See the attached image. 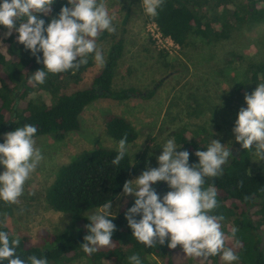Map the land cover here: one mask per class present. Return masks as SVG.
Wrapping results in <instances>:
<instances>
[{
  "label": "trees",
  "instance_id": "obj_1",
  "mask_svg": "<svg viewBox=\"0 0 264 264\" xmlns=\"http://www.w3.org/2000/svg\"><path fill=\"white\" fill-rule=\"evenodd\" d=\"M258 1L260 0H246L243 6L236 0H165L158 9V15L151 19L163 37H169L180 46L186 45L191 35L207 42L218 41L228 38L236 23L247 19H263L264 6H258ZM66 4L67 0H54L49 15H38L47 25L52 16L58 15L61 7ZM126 17L127 14L124 21ZM6 32L7 29L0 25V143L4 142L5 133L25 124L36 126L34 137L51 135L62 139L67 132L79 129L83 109L97 98H149L160 85L161 81L152 89L144 91L112 86L115 68L123 52L121 38L114 40L106 55L105 66L99 68L86 87L62 92L64 79L79 80L91 65V55L88 63L74 72L48 73L44 84L30 83L33 72L44 68L43 54L37 53L41 57V63H37L36 57L16 40L18 33L13 30L11 36H5ZM106 35L107 31L102 32L96 42L103 40ZM250 75L264 83V62L254 64ZM104 126L106 132L117 140L123 138L125 133L127 142L137 138V132L131 123L118 114L105 115ZM175 140L178 144L177 151L187 150L190 153V165L198 163L199 158L195 152L206 150L211 143L208 135L195 134L186 129L175 133ZM230 151L232 155L223 165V174L205 178L204 187L212 185L218 193L219 206L210 214L224 216L221 225L226 247L239 256L235 261L237 264H264V174L250 172L254 148L243 149L236 141L235 149ZM116 155L117 149L101 146L83 150L61 165L45 192L50 207L55 211L80 215L105 202L113 201L122 191L124 182L134 172L128 153L118 166L112 165L111 161ZM153 187L161 198L170 190L163 181L157 182ZM133 204L134 198L114 215V219L109 217L116 225L112 244L91 255L85 253L81 245L84 243V236L88 234L85 225L90 221L87 217L80 218L77 227H67L58 233L42 229L36 241L26 234L19 236L17 254L22 259H27L30 255L38 258L46 256L48 264H66L80 256L86 257L91 264H130L128 257L133 254L140 256L142 264H152L149 256L159 258L163 264H176V254L183 252L181 246L171 249L166 239L162 245L157 243L153 247H146L133 237L125 219L127 208ZM0 210L9 214V204L0 201ZM135 218L139 220L140 216ZM232 228L238 229L235 235H232ZM0 230L7 231L10 238L15 237L4 225H0ZM219 256H186L177 264H216ZM0 264L7 262L0 261Z\"/></svg>",
  "mask_w": 264,
  "mask_h": 264
},
{
  "label": "rangeland",
  "instance_id": "obj_2",
  "mask_svg": "<svg viewBox=\"0 0 264 264\" xmlns=\"http://www.w3.org/2000/svg\"><path fill=\"white\" fill-rule=\"evenodd\" d=\"M236 1L243 6L246 3V0ZM258 2V6H264V0ZM105 4L109 15L115 17L116 32H107L103 40L96 42L104 58L114 40H123V52L115 68L112 86L144 91L152 89L159 81L160 85L149 98H97L83 109L79 129L67 132L62 139L51 135L34 137L43 159L26 181L18 203L9 204V214L0 210V225L6 226L13 236L26 234L36 241L42 229L58 233L67 227H77L80 218L90 216L99 208L80 215L55 211L48 204L45 192L60 166L79 152L101 146L117 149L120 140L106 132L105 115L114 113L124 117L137 132V138L127 142L126 153L134 165V172L128 179L131 180L146 167H158L157 157L163 151V144L174 139L178 147L175 133L182 129L206 134L211 140L218 139L225 148L235 149L232 129L239 109L247 107L244 93L251 94L257 84L262 83L253 79L250 71L254 64L264 62V18L236 23L228 38L207 42L191 35L186 45L180 46L159 34L151 16L144 10L142 0H105ZM93 56L91 54V65L79 80L64 79L62 92L91 83L100 68ZM254 153L250 172L264 174V160L255 161ZM3 170L4 166L0 165V172ZM120 193L112 201L113 215L134 198L132 195L120 196ZM148 258L152 264H163L157 257ZM184 258L183 252L177 253L175 263ZM66 264L91 263L80 256ZM216 264L228 262L219 256Z\"/></svg>",
  "mask_w": 264,
  "mask_h": 264
},
{
  "label": "clouds",
  "instance_id": "obj_3",
  "mask_svg": "<svg viewBox=\"0 0 264 264\" xmlns=\"http://www.w3.org/2000/svg\"><path fill=\"white\" fill-rule=\"evenodd\" d=\"M147 15L156 17L165 0H142ZM54 0H2L0 2V25L11 36L18 33L16 40L41 63L37 53L42 52L43 69L33 72L29 82L44 84L47 74L73 72L93 58L97 66H105L102 49L96 39L107 31L115 33L114 16H110L105 0H67L58 15L52 16L47 25L38 14L51 13ZM18 22V23H17ZM46 69V71H45ZM247 107H241L232 129L235 140L243 149H255V161L264 160V83L257 84L255 90L244 93ZM37 128L31 124L17 127L4 134L0 143V201L17 204L24 193V185L43 159L40 148L35 146ZM157 157L158 167H146L139 176L126 180L120 196L132 195L134 204L127 208L125 219L132 235L146 247L164 244L175 249L182 247L189 257H210L220 255L228 264L239 256L225 247V233L221 222L223 215H212L219 206L217 190L205 185L206 177H219L223 165L232 155L218 139H212L206 150H197L198 163L189 164L190 153L178 149L174 139H168ZM127 151V133L120 139L117 155L111 163L118 166ZM166 182L168 188L161 198L153 185ZM112 200L102 204L85 225L88 234L84 236L82 249L91 255L102 247L112 244L116 225L113 222ZM139 215L140 219L135 217ZM112 217L113 219H109ZM232 235L238 231L232 228ZM20 245L18 236L11 237L0 230V261L7 264H48L46 256L30 255L22 259L17 254ZM130 264H142L138 254L128 257Z\"/></svg>",
  "mask_w": 264,
  "mask_h": 264
},
{
  "label": "built area",
  "instance_id": "obj_4",
  "mask_svg": "<svg viewBox=\"0 0 264 264\" xmlns=\"http://www.w3.org/2000/svg\"><path fill=\"white\" fill-rule=\"evenodd\" d=\"M155 24V23H154ZM156 25V24H155ZM157 27V26H156ZM157 30H158V28H157ZM159 32V31H158ZM159 34L161 35V33L159 32ZM162 36V35H161Z\"/></svg>",
  "mask_w": 264,
  "mask_h": 264
}]
</instances>
